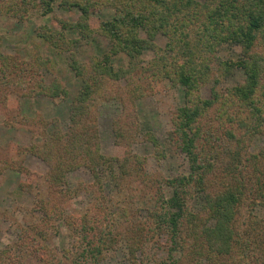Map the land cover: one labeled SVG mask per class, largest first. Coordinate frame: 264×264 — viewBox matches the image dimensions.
Returning a JSON list of instances; mask_svg holds the SVG:
<instances>
[{
	"label": "trees",
	"instance_id": "16d2710c",
	"mask_svg": "<svg viewBox=\"0 0 264 264\" xmlns=\"http://www.w3.org/2000/svg\"><path fill=\"white\" fill-rule=\"evenodd\" d=\"M53 1L0 0V13L23 19L24 12L40 5L43 14H48ZM65 1L80 9L79 20L57 21L53 28L43 26L39 36L65 49L78 40L66 37L67 28L84 38L100 32L110 39L111 47L101 58L86 63L73 60L72 68L82 78V86L71 103L68 129L63 131L54 119L43 143L17 148L23 155L31 152L47 163L49 196L37 198L43 222L34 227L41 239L25 230L17 242L20 252L3 251L0 264H99L121 245L132 264H179L182 260L187 264H264V217L256 213L264 206V150L249 151L254 133L264 130V0ZM104 5L114 7L115 14L102 21L97 16ZM140 30L147 33L146 38L139 35ZM159 31L169 38L171 58L163 55L165 62L143 66L140 56L154 48L153 38ZM234 44L241 47L236 60L218 55L220 46ZM119 53L127 54L129 64L116 69L111 57ZM235 67L244 70L243 83L226 94L214 90L209 99L200 96L201 84L216 71L229 73ZM27 69L17 56L0 51V104L5 106L7 124L12 120L11 73L23 72L18 80L22 84L28 79ZM165 76L184 86L185 104L176 112L169 140L187 157L188 169L162 181L150 174L147 157L135 154L131 145L139 131L135 100L149 90L156 92ZM34 79L37 94L53 99L68 94L58 80L47 84L40 77ZM103 90L121 98L124 106L122 117L114 123L116 145L124 148L121 155L101 152L92 104ZM216 104L217 112L211 116L209 111ZM148 137L159 145L154 136ZM83 165L91 171L93 183L71 188L68 172ZM1 166L18 169L25 176L21 189L27 192L40 177L14 159ZM107 181L126 196L119 210L105 193ZM164 181L173 187L171 195L165 193ZM86 188L93 195L90 205L84 212L67 215L73 197ZM144 194L153 201L146 216L138 203V196ZM197 197L201 206L194 209L191 201ZM58 220L65 221L74 236L67 262L49 255L45 243V226L54 227ZM151 246L166 249L167 257H150L146 252ZM179 252L182 256L176 258ZM29 257L34 262H28Z\"/></svg>",
	"mask_w": 264,
	"mask_h": 264
},
{
	"label": "rangeland",
	"instance_id": "374dc122",
	"mask_svg": "<svg viewBox=\"0 0 264 264\" xmlns=\"http://www.w3.org/2000/svg\"><path fill=\"white\" fill-rule=\"evenodd\" d=\"M204 1V0H198ZM26 15L19 19L12 14L0 13V51L3 54H11L24 62L27 81L22 84L18 82L22 78V73H11L13 88L8 90L11 111V123H6L5 106L0 104V256L5 250H10L13 254L19 253L17 242L25 230H29L31 235H38L35 224L43 222V211L39 208L37 198L46 199L49 196V183L46 180V173L49 166L37 155L28 152L23 153L17 150L18 147H30L34 143H43L52 131V120L56 119L63 131L68 129L71 123V103L78 94L82 86V78L78 76L72 68L73 60L86 63L97 57L101 58L109 52L111 47L110 39L100 32H94L91 37H81L76 30L67 28L65 35L67 38L78 40L70 47L61 49L45 41L39 36V30L43 26L51 28L54 22H75L81 16L80 9L75 5L66 3L65 0H54L53 10L48 14H43L40 5H36L24 12ZM115 14L112 6L104 5L97 17L105 21L111 19ZM139 35L147 37L144 30H140ZM169 38L161 31L157 32L153 38L154 48H149L141 54L143 66H150L154 61L163 60V55L168 56ZM241 47L237 44L218 48V55L224 60H236L240 56ZM172 55V54H171ZM111 62L116 69L126 67L129 64V57L125 53L112 55ZM14 71V68H11ZM33 78H29L30 75ZM209 80L202 83L199 94L203 99L212 97L216 90L226 94L228 89L243 83L246 75L243 69L235 67L232 72L226 73L216 71ZM35 77H40L45 83L50 84L58 80L68 90L65 97L50 98L46 95L37 94ZM31 81V82H30ZM18 82V83H16ZM121 85L125 80L120 81ZM1 89V86H0ZM156 92L149 90L143 96L135 100V113L139 131L136 139L131 145V151L135 154L147 157L148 170L151 175L160 178L162 181L174 177L180 173L187 172L188 160L185 154L180 153L176 145L170 142L171 131L175 128V115L178 108L185 104L184 86L176 82L175 79L165 76ZM92 104V110L97 118L101 152L106 155H121L124 148L116 145V135L114 123L122 117L124 106L121 98L112 97L106 90L101 92ZM218 105L216 104L210 111L211 116H215ZM127 119V116L124 118ZM205 119V117H204ZM203 119V120H204ZM51 122V123H50ZM50 123V124H49ZM49 124V125H48ZM148 135L154 136L159 145L155 146ZM209 149V145H208ZM264 150V130L254 133L249 146L251 153H259ZM19 152V153H18ZM210 157V156H209ZM212 157V156H211ZM13 159L40 175L32 191L27 192L21 189V182L25 176L12 167L1 164L11 162ZM215 163V158H213ZM16 164V163H15ZM220 171L221 164H216ZM17 166V164H16ZM68 180L71 188L88 186L93 183L94 177L86 166H79L75 170L68 172ZM167 195H171L173 187L165 181L162 184ZM79 189V188H78ZM105 193L111 199V204L117 209L126 199L124 193H118L110 182L104 185ZM76 194L71 204L67 207V215L84 212L92 201V194L89 189H81ZM138 196V203L142 206V216L147 215V209L153 204L149 197ZM191 206L198 209L201 206V199L194 198ZM256 213L264 217V206H259ZM45 226L48 228L45 243L48 245L49 255L67 262L68 250H72L74 236L68 224L63 220H58ZM166 238L163 237L162 241ZM150 257L156 255L160 259L167 257L166 249H158L151 246L146 252ZM182 256L179 252L176 258ZM139 257H142L139 254ZM145 262H148L145 254ZM27 261L34 262L32 258ZM99 264H132L128 259V252L124 245L107 253V256ZM179 264H187L182 260Z\"/></svg>",
	"mask_w": 264,
	"mask_h": 264
}]
</instances>
